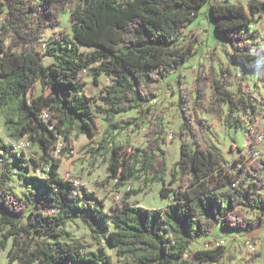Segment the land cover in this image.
Here are the masks:
<instances>
[{"label": "trees", "instance_id": "16d2710c", "mask_svg": "<svg viewBox=\"0 0 264 264\" xmlns=\"http://www.w3.org/2000/svg\"><path fill=\"white\" fill-rule=\"evenodd\" d=\"M207 3L216 33L240 67L238 98L229 90V78L217 74L213 64L194 80V90L179 81L183 119L179 132L189 141L182 143L178 170L166 187L164 116L150 104L159 96L160 83L195 57L201 37L189 27ZM67 9L72 40L65 35L54 38L45 52L53 62L44 65V55L35 48L47 31L61 26ZM0 15V116L14 141L27 138L41 152L28 158L0 142V250H7L11 242L10 264H113L104 248L89 251L66 231L75 218L95 239H106L122 264L234 261L222 245L195 252L191 247L218 225L248 232L264 227V158L233 170L222 154L204 145L212 125L199 114L241 128L242 121L234 114L255 112L263 105L256 101L248 77L256 75L264 83V52L254 50L258 33L251 31L256 17L264 16V0H248L247 8L230 0H0ZM83 46L96 50L85 54L80 51ZM86 70L96 84L103 75L111 79L101 91L103 106L96 111L91 99L80 95ZM226 73L232 76L229 69ZM37 84L42 92L31 98ZM131 111L138 117L116 120ZM95 112L104 116L112 136L99 147L112 153L106 183L116 181L123 188L142 178L161 182L160 196L172 200L165 210L131 203L140 189L126 193L120 206L106 211L103 202L85 189L82 195L87 199L81 198L82 189L76 195L74 183L60 175L62 162L53 155L59 139L64 155L70 151L73 131L93 137L98 129ZM146 120L151 123L146 147L123 156L122 147H110L114 131L139 127ZM30 171L44 176H28ZM14 175L29 191H14ZM247 210L261 215L251 219Z\"/></svg>", "mask_w": 264, "mask_h": 264}, {"label": "rangeland", "instance_id": "374dc122", "mask_svg": "<svg viewBox=\"0 0 264 264\" xmlns=\"http://www.w3.org/2000/svg\"><path fill=\"white\" fill-rule=\"evenodd\" d=\"M230 1L247 8L248 0ZM70 14V9H67L62 16L61 26L54 31H47L42 43L35 48L36 51L44 55V65L53 62V59L45 56V52L47 45L54 41V38L65 35L72 40ZM0 20V23H2L3 15H0ZM189 28H193L195 30L194 34L201 37V42L196 45L195 57L185 64L181 71L174 72L169 79L160 83L159 96L150 104L152 109L164 116L166 142L161 144V149L165 153L167 162L166 187H169V183L173 179L172 175L178 170L176 165L180 160L181 145L183 142L189 141L187 136L182 137L179 132L183 124L179 110V81H181L182 87L192 91L197 76L207 74L211 64H213L217 74L221 77L225 76L231 81L232 86L229 90L234 94L235 99L238 98V87L241 81L239 65L233 60L230 52H227L229 47L225 40L216 33L210 16L209 3L201 7L198 17ZM251 31L258 33V37L253 40L254 50L264 52V16L256 17V22L251 26ZM188 41L189 39H186V42ZM95 50V48L80 47V51L85 54H91ZM96 66L97 64H94L93 67ZM228 69L231 71L232 76L226 73ZM80 81L83 84L80 95L90 98L92 108L96 111L97 107L103 106L100 100L101 91L111 85V79L103 75L99 78V83L96 84L92 73L86 70L82 73ZM248 81L253 86L256 101L258 103L262 102L263 105L257 104L258 109L255 112L242 111L234 114L242 121L241 128L228 127L225 125L224 120L214 119L210 114H199L200 117L206 119L212 125L210 131L205 134L204 145L213 147L222 154L233 170L242 167L244 164H250L259 158H264V83L258 82L256 75H250ZM41 92V85L37 84L30 93L31 98L39 96ZM227 111V106H224L225 114H227ZM95 115L98 129L93 137L73 131L68 146L70 151L66 150L64 155L60 153L61 150L65 149L64 142L62 138L59 139V145L53 155L62 162L60 175L64 179L78 182L79 187L82 189L81 195L83 189H85L88 194L94 195L99 201L103 202L106 211L120 206L126 193L140 191V189H142L141 192L130 198L131 203L147 209L165 210L172 200L160 196V190L163 186L161 182L153 184L150 178H142L140 181H130L123 188H118L116 181L106 183L109 177L108 169L112 153L99 151V147L105 138L111 139L112 136L109 135L108 123L104 120V116L97 112H95ZM132 117L137 118L138 113L131 111L128 114L117 116L116 120ZM150 126L151 123L146 120L140 123L139 127L123 128L120 132L118 130L114 131L115 140L110 141V147L114 145L122 147V156L131 154L137 148L146 147L148 144L146 134ZM0 142L14 146V152H23L28 158L34 154H41L37 147L30 145L27 138L20 141L13 140L4 115L0 116ZM22 143H29V145L22 147ZM27 175L44 176L40 171L36 173L30 171ZM14 178L12 183L14 191L18 194L29 191V187L17 175H14ZM173 188H177V185H174ZM81 198L87 199L83 195ZM246 214L251 219L261 215L260 212L252 210H247ZM66 231L85 243L89 247V251H95L98 247H102L112 257L113 264H122V260L117 257L115 250L109 248L106 239L102 237L95 239L90 228L80 218H75L68 223ZM247 241H251L256 245V252H251L247 248ZM219 245L227 247L229 254L235 257L234 261H227L226 264H246L250 261H253L254 264H264V227L248 232L226 230L218 225L208 237L202 238L193 244L191 251L213 249ZM10 247L11 242L7 250H0V264H10L8 258Z\"/></svg>", "mask_w": 264, "mask_h": 264}, {"label": "built area", "instance_id": "2783aa9c", "mask_svg": "<svg viewBox=\"0 0 264 264\" xmlns=\"http://www.w3.org/2000/svg\"><path fill=\"white\" fill-rule=\"evenodd\" d=\"M0 22H1V20H0ZM45 117H48L47 115H45ZM25 145H29V143H27V144H25V143H22V147H24ZM70 176V175H69ZM65 180H67V181H71L70 179H65ZM71 182H73L74 183V186H75V188H76V195L77 194H79L80 193V190H81V188L79 187L80 185H79V183L78 182H76V181H71ZM246 246H247V248L251 251V252H256V250H257V248H256V245L254 244V243H252L251 241H247L246 242Z\"/></svg>", "mask_w": 264, "mask_h": 264}]
</instances>
